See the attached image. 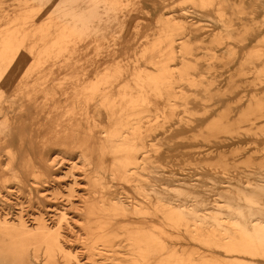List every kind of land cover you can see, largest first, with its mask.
Listing matches in <instances>:
<instances>
[{"label":"bare ground","instance_id":"bare-ground-1","mask_svg":"<svg viewBox=\"0 0 264 264\" xmlns=\"http://www.w3.org/2000/svg\"><path fill=\"white\" fill-rule=\"evenodd\" d=\"M168 1L131 59L122 55L141 29L139 0H0V264H99L106 253L98 244L120 243L118 264H264V180L218 198L192 185L173 200L158 186L175 139L199 131L207 149L188 153L228 170L226 148L264 130L263 98L234 115L233 97L216 98L218 88L193 74V18L220 26L213 41L227 43L230 58L237 53L228 41L255 39L257 29L235 27L245 0ZM263 48L264 38L240 65L262 90ZM243 123L250 128L242 134ZM67 163L64 177H80L62 197L70 201L77 179L84 182L79 204L69 205L80 219L74 235L62 234V205L46 207L55 222L23 217L58 199L56 185L45 187ZM175 235L186 241L173 245Z\"/></svg>","mask_w":264,"mask_h":264},{"label":"rangeland","instance_id":"rangeland-1","mask_svg":"<svg viewBox=\"0 0 264 264\" xmlns=\"http://www.w3.org/2000/svg\"><path fill=\"white\" fill-rule=\"evenodd\" d=\"M173 1L174 0H169L164 4L171 7ZM139 2L142 12L140 14H135V22L141 23V29L139 34H137L135 42H131L128 45V54H123V58L129 57L132 59L134 55L135 58L137 57L136 53L141 51L144 37L153 27L155 19L161 13H158L162 9L161 0H139ZM245 2V13L239 16L243 21L237 19L235 21V27L241 28L242 25L254 27L257 29V38L247 39L245 41H241L240 39L228 41V44H231V47L237 53L231 58L225 56L226 50L228 49L227 43L219 45L218 42L213 41L214 36L222 32L219 25L208 22L207 18L202 16L193 18L192 20V22L196 23L195 26L199 28L192 39V48L194 52L192 60L196 61L197 66V71H194L193 74L196 75L197 80H204L208 84H213V88H218L219 96L216 98H226V96H223L224 94L232 96L233 99L230 101V105L235 109L234 115L244 109L249 100L254 96L264 99V90H262L260 85H256L252 81V75H242V72H240V65L242 64L244 53L252 51L258 44V40L264 38V0H245ZM135 3L137 6V0H135ZM168 8L169 7H167L165 11H168ZM136 31L135 33H137ZM235 36L238 37L239 33H235ZM212 54L218 57H214ZM249 67L250 66H247L245 73L248 71ZM231 76H234L233 85H228V80ZM229 86H231L232 90L228 92ZM202 112V110L198 111L199 114ZM241 126L242 129L240 131L242 134L250 128L247 123H243ZM254 132H252V136L242 135L240 141L226 148L227 154L225 159L231 164L228 170H224L219 166H212V164L217 162V158L200 160L198 153L195 155L188 153L205 151L207 149V142L199 136V131L189 133L184 140L180 138L175 139V141L178 142V151L169 152V163H166L167 168H165L164 171H160V174H158V176L164 178L165 181L158 182V186H161L162 189H166L168 195H170L173 200L181 198L180 194L182 193L189 194L192 185H198L201 191L208 190L209 194H211L210 191H212V193L217 194L216 197L218 198V193H223L222 191L225 189L233 190L236 189L235 187L246 188V182L248 181L255 184L259 182L258 180H264V130L260 131L258 135H255ZM184 142H189V145L186 148H181L179 145ZM68 164L69 163L64 164L58 171L60 174L59 180H55V182L53 181L45 187V189L51 192V187L56 185L59 188L57 192L60 193L58 199H51V201L44 200L40 204L35 203L32 209L25 210L23 217L27 222L31 223L34 219L39 218L38 215L41 214V218H44L48 223L51 221L55 222L57 220L54 216L55 213L47 211L46 207L53 203L54 205H62L63 207L69 208V221L68 223L65 222L62 224V234L65 235V233L70 232L68 235H74L75 231L80 228L76 226L80 219L73 214L76 209L70 208L69 205H71V203L75 205L79 204L78 198L82 194L80 184H84V182L76 178V185L72 187L74 192L71 200L68 201L66 197H62L63 194H67L68 186L75 180L73 175L80 177V171L77 170L72 171V174L64 177V173L70 168ZM172 179L175 181H167ZM103 192L104 196L107 195V190H103L101 193ZM3 195H5V193H3ZM126 195L123 189L119 190L118 197L124 198ZM48 196L52 198L54 195L51 194ZM109 197L111 196L109 195ZM105 198H108V196ZM14 201V197L11 198V203H14ZM18 210L13 208L15 214ZM71 210L72 212H70ZM70 238L71 237H69V239ZM171 241L173 245H176V243H184L186 240L175 235ZM68 243L70 244V241ZM100 248H102L101 252L106 254L100 256L99 259L95 257L99 264H118L120 262L115 259H123L126 254L123 243L112 247H105L98 244V250ZM177 249H185V246L177 245ZM84 261L85 259H83L82 263Z\"/></svg>","mask_w":264,"mask_h":264}]
</instances>
